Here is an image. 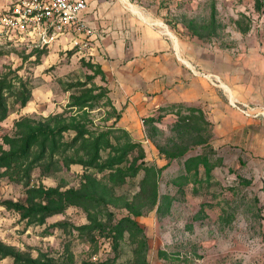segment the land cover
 Instances as JSON below:
<instances>
[{
    "label": "rangeland",
    "instance_id": "1",
    "mask_svg": "<svg viewBox=\"0 0 264 264\" xmlns=\"http://www.w3.org/2000/svg\"><path fill=\"white\" fill-rule=\"evenodd\" d=\"M116 1L89 0L95 32L83 39L89 46L104 41L105 25L118 27L119 17L103 20L99 10L103 2ZM7 4L0 0V14ZM124 5L162 24L171 40L191 41L199 59L232 56L235 80L247 76L251 91L260 88L262 94L249 103L229 101L241 108L264 106V0H125ZM38 50L26 35L0 34V79L31 88L24 106L8 98L10 112L0 121L3 148V137L17 132V121L38 124L65 108V83L91 73L80 57L99 61L95 50H80L71 39L54 42L39 57ZM94 82L102 83L99 77ZM182 105L139 113L132 134L119 125L141 142L143 164L134 153L120 169L85 171L49 153L33 164L30 158L21 171L0 168V264H264V117H246L230 104L241 117L232 129L226 118L212 120L202 102ZM88 112L89 128L112 124L113 112L103 100ZM73 133H64L63 140ZM108 152L101 151L102 160ZM203 161L210 163V174ZM131 165L138 169L135 175L121 173ZM39 187L78 189L82 198L43 219L40 213L23 218L4 205L27 204L28 189ZM124 225L114 248L113 233Z\"/></svg>",
    "mask_w": 264,
    "mask_h": 264
},
{
    "label": "crops",
    "instance_id": "2",
    "mask_svg": "<svg viewBox=\"0 0 264 264\" xmlns=\"http://www.w3.org/2000/svg\"><path fill=\"white\" fill-rule=\"evenodd\" d=\"M124 2L119 0L108 6L102 3L99 10L103 20L119 17L121 22L113 28L105 25L104 41H95L89 47L97 52L109 83L112 103L120 111L117 124L132 134L131 125L139 113L167 103L202 102L212 120L226 118L232 129L237 128L235 120L239 122L241 117L232 109L229 100L249 103L261 99L262 93L260 88L251 91V83L245 75H241L238 82L235 80L237 69L233 57L222 56L214 62L199 59L191 41L171 40L162 24L148 16L142 19L126 8ZM88 3L89 0L81 16L94 28V21L88 16ZM103 6L110 10L102 12ZM205 73L212 77L207 79L203 76ZM214 78L229 90L223 89Z\"/></svg>",
    "mask_w": 264,
    "mask_h": 264
},
{
    "label": "trees",
    "instance_id": "3",
    "mask_svg": "<svg viewBox=\"0 0 264 264\" xmlns=\"http://www.w3.org/2000/svg\"><path fill=\"white\" fill-rule=\"evenodd\" d=\"M50 46V45H49ZM49 46L36 47L37 57L46 52ZM80 65L91 70V73H85L82 81L66 82L65 91L69 92L68 102L65 108L58 113L53 114L47 120L38 124L32 123L29 119L17 121V132L13 136L5 135L3 143L7 148L0 145V168L7 171H21L24 163L29 160L40 161L46 154L62 157L64 162L69 164H80L83 170L95 167L100 169L117 168L138 154L141 164L144 163V150L140 141H133L125 128L117 123L121 116L109 97L110 87L107 85L106 75L100 61H93L80 57ZM99 77L101 84H96L94 79ZM10 80L0 79V121L4 120L10 112L11 106L8 98L14 96L20 100V106H24L31 96V88L24 81L19 84ZM108 103L112 110V124L105 126V129L94 130L88 127L91 120L87 118L88 110L94 109L99 102ZM185 102L167 103L157 106V109L166 111L173 110L175 107H181ZM191 107H187L189 109ZM72 109H76V114H71ZM197 110V109H192ZM199 112H202L201 109ZM54 123L51 126V123ZM74 132L69 141L63 140L64 133ZM120 133V134H119ZM108 150V156L101 159V151ZM69 154V155H68ZM34 155V156H33ZM136 156V155H135ZM134 156V158H135ZM204 170L210 174V163L202 162ZM29 171V169H27ZM138 169L131 165L122 171V174L135 175ZM26 172V171H24ZM27 204L17 201H5L4 205L20 213L21 217L34 216L36 213L45 216L61 212L66 206L77 203L78 198H82L80 190L68 189L60 191L56 187L48 188H30ZM34 197L45 198V204L35 203ZM135 226V222H130ZM117 232L113 233V247L117 248L118 238L122 232L127 230L125 225L117 227ZM50 264V263H46Z\"/></svg>",
    "mask_w": 264,
    "mask_h": 264
},
{
    "label": "built area",
    "instance_id": "4",
    "mask_svg": "<svg viewBox=\"0 0 264 264\" xmlns=\"http://www.w3.org/2000/svg\"><path fill=\"white\" fill-rule=\"evenodd\" d=\"M0 14V34L26 35L36 47H44L61 39H71L79 49L89 48L94 28L82 18L87 0H7ZM82 39V40H81ZM230 102V101H229ZM236 107L246 117H264V106L256 110L247 105ZM256 110V111H254ZM259 117V118H260Z\"/></svg>",
    "mask_w": 264,
    "mask_h": 264
},
{
    "label": "bare ground",
    "instance_id": "5",
    "mask_svg": "<svg viewBox=\"0 0 264 264\" xmlns=\"http://www.w3.org/2000/svg\"><path fill=\"white\" fill-rule=\"evenodd\" d=\"M129 8H130V10L133 12V13H135V14H137V15H139L142 19H144L139 13H138V11L136 10V9H134L133 7H131V6H129ZM166 32L169 34V35H171V33L168 31V30H166ZM175 38V37H174ZM174 40V39H173ZM186 63V62H185ZM220 86L223 88V89H225V90H229L226 86H225V84L224 83H222V82H220Z\"/></svg>",
    "mask_w": 264,
    "mask_h": 264
}]
</instances>
